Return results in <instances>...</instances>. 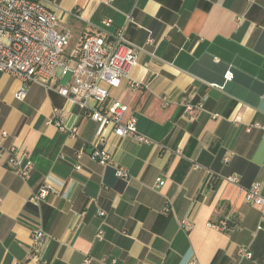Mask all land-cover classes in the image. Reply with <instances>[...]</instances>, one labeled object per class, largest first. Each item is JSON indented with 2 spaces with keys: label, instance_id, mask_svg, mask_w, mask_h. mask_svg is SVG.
Returning a JSON list of instances; mask_svg holds the SVG:
<instances>
[{
  "label": "crops",
  "instance_id": "1",
  "mask_svg": "<svg viewBox=\"0 0 264 264\" xmlns=\"http://www.w3.org/2000/svg\"><path fill=\"white\" fill-rule=\"evenodd\" d=\"M43 2L70 27L72 46L95 32L109 40L124 26L141 50L109 99L126 104L152 142L116 136L61 96L55 87L69 85L67 73L57 70L51 87L31 83L18 99L20 80L0 71V143L33 162L25 179L7 153L0 157V264H35L28 253L36 226L46 234V264H264V206L245 198L253 182L264 197V128L250 126L264 125V0ZM180 99L203 108L187 113ZM53 108L76 137L50 121ZM94 145L112 164L90 156ZM118 166L130 176L117 177ZM47 177L53 190L31 202ZM222 218L225 230L209 224Z\"/></svg>",
  "mask_w": 264,
  "mask_h": 264
},
{
  "label": "built area",
  "instance_id": "2",
  "mask_svg": "<svg viewBox=\"0 0 264 264\" xmlns=\"http://www.w3.org/2000/svg\"><path fill=\"white\" fill-rule=\"evenodd\" d=\"M72 15L78 17V8ZM129 21H132L131 15L127 16V22ZM103 22L108 25L110 20ZM123 33L124 26L112 33L109 40L100 32L89 33L72 46L70 27L64 24L57 11L49 9L43 0H0V71L20 80L21 84L15 93L18 99L26 96L31 83L51 87L50 80L57 70L67 73L70 75L69 85L55 87L61 96L77 104L91 120L109 127L116 136H128L137 142L150 143L152 140L137 129L136 117L127 115L128 106L117 99H109L110 90L119 87L121 80L136 63L137 54L141 50L127 41ZM231 77L232 72L228 70L225 79ZM163 100L166 102L165 97ZM179 104L187 113L203 108L201 101L192 104L186 99H180ZM58 114V108H53L50 121L60 132L76 137V126L66 124ZM250 126L264 128L259 122ZM104 141L105 137L98 135L97 143L102 145ZM3 153L8 154L9 165L16 174L25 179L29 177L33 162L25 153L17 155L14 146L4 147L0 143V157ZM75 155L77 159L80 158L82 150H78ZM90 156L103 165L113 162L110 154L96 145L90 150ZM75 168L80 169V165L76 164ZM115 174L122 179L130 176L129 171L122 166L116 168ZM227 179L233 183L239 182L235 175ZM162 183L163 180L158 178L154 186L158 187ZM52 190V179L47 177L29 200L36 203ZM245 198L247 202L264 206L261 184L253 182L248 186ZM163 210L167 211L169 207L165 206ZM99 214L104 215L105 212L100 210ZM209 224L220 230L228 228L226 218ZM180 226L189 231L193 222L184 218L180 221ZM45 235L40 226L32 228L30 232L28 257L35 264H46L41 257ZM96 238H103L101 228L97 230ZM238 253L246 259L252 257L247 248H239Z\"/></svg>",
  "mask_w": 264,
  "mask_h": 264
}]
</instances>
